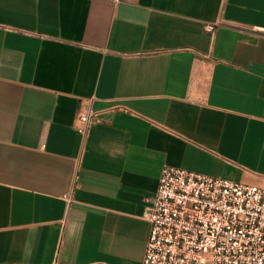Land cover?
<instances>
[{
  "label": "crops",
  "instance_id": "crops-1",
  "mask_svg": "<svg viewBox=\"0 0 264 264\" xmlns=\"http://www.w3.org/2000/svg\"><path fill=\"white\" fill-rule=\"evenodd\" d=\"M164 164L261 182L264 0H0V264H140Z\"/></svg>",
  "mask_w": 264,
  "mask_h": 264
},
{
  "label": "built area",
  "instance_id": "built-area-1",
  "mask_svg": "<svg viewBox=\"0 0 264 264\" xmlns=\"http://www.w3.org/2000/svg\"><path fill=\"white\" fill-rule=\"evenodd\" d=\"M90 100L77 114L81 135L101 119ZM144 202L140 264H264V176L243 182L164 164Z\"/></svg>",
  "mask_w": 264,
  "mask_h": 264
}]
</instances>
